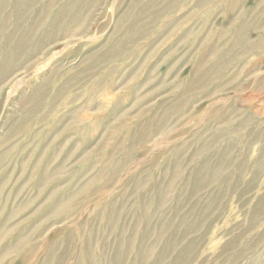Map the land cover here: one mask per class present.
I'll list each match as a JSON object with an SVG mask.
<instances>
[{
    "label": "rangeland",
    "instance_id": "obj_1",
    "mask_svg": "<svg viewBox=\"0 0 264 264\" xmlns=\"http://www.w3.org/2000/svg\"><path fill=\"white\" fill-rule=\"evenodd\" d=\"M0 264H264V0H0Z\"/></svg>",
    "mask_w": 264,
    "mask_h": 264
}]
</instances>
